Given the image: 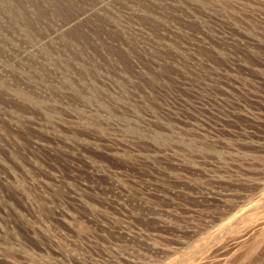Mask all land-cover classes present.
Returning <instances> with one entry per match:
<instances>
[{"label":"rangeland","instance_id":"rangeland-1","mask_svg":"<svg viewBox=\"0 0 264 264\" xmlns=\"http://www.w3.org/2000/svg\"><path fill=\"white\" fill-rule=\"evenodd\" d=\"M0 264H264V0H0Z\"/></svg>","mask_w":264,"mask_h":264}]
</instances>
